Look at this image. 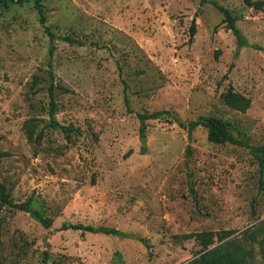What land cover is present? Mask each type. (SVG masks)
Returning <instances> with one entry per match:
<instances>
[{
  "label": "rangeland",
  "instance_id": "1",
  "mask_svg": "<svg viewBox=\"0 0 264 264\" xmlns=\"http://www.w3.org/2000/svg\"><path fill=\"white\" fill-rule=\"evenodd\" d=\"M207 1L236 18L242 42L201 0H42L44 25L33 1L0 9V183L13 203L32 200L28 213L1 209L0 264H188L200 232H230L212 247L237 239L264 264V9ZM51 80L69 140L48 126ZM229 86L245 112L224 103ZM162 111L220 119L247 146L138 118Z\"/></svg>",
  "mask_w": 264,
  "mask_h": 264
},
{
  "label": "trees",
  "instance_id": "2",
  "mask_svg": "<svg viewBox=\"0 0 264 264\" xmlns=\"http://www.w3.org/2000/svg\"><path fill=\"white\" fill-rule=\"evenodd\" d=\"M33 1L34 8L38 12L40 16V23L42 25L45 24V17H44V10L42 5V0H0V9H9L15 5H20L25 2ZM245 4L256 11H262L264 9V0H244ZM204 3H211L218 11H220L224 15V22L226 23L228 29L232 32V34L237 38L239 42H242V36L238 29L235 27L236 18L231 15V13L219 6L215 2H208L207 0H201V4ZM46 33L49 37L51 44L53 43L55 36L54 34L45 29ZM196 34V24L195 21L192 20L190 27H189V43L193 42V39ZM53 54V47L50 48L49 55L50 57ZM51 68V64H49ZM51 75V74H50ZM53 79V76H50ZM226 77V76H225ZM65 91L64 88H62ZM56 87L51 80V83L48 88V95H49V109H48V116H49V127L60 129L64 134L66 139L69 140L68 133L71 132L70 127L62 126L57 120L55 119L56 114V102L54 99ZM224 103L240 112H245L249 106L250 101L246 99L243 95L236 93L231 86H229L226 94L223 97ZM169 117H173L174 121L179 124L180 127L185 128L187 130L188 135L192 133V131L198 127H202L207 131V139L209 142L214 144H231V145H238L246 147L247 145L244 142L237 140L233 137L229 131L228 125L217 118L208 117L204 119H200L197 121L190 122L188 124H183L179 122V120L172 116L167 111L156 112L153 114H138V118L141 123H144L146 120H157V119H164L165 121L169 122ZM34 120H28L24 124L25 134L27 137L28 142L38 144L42 138V132L35 134L34 132V124L32 123ZM142 149V153H143ZM190 153V148H187V155ZM31 198L26 200L24 203L15 204L11 199V194L8 188L3 184L0 183V211L4 207H9L11 209H15L21 212H30L31 211ZM32 214L39 220V222L44 225L46 228L51 226L50 220L43 218L37 211H32ZM62 230H76V231H83L88 232L91 234H104L109 236H117L120 238H130V236L118 229L110 228V227H98L94 228L92 226H83L81 224H64L62 225ZM230 232H221L219 234H215L214 232H200L195 234L193 237L201 246V251L198 254V257L190 261L188 264H250L249 256L250 251H248L245 246H243L240 241L237 239L227 240L224 243H221L215 247H212L214 244V239L217 236V239L222 242L224 241ZM45 261L47 260V253H45ZM44 264H46L44 262Z\"/></svg>",
  "mask_w": 264,
  "mask_h": 264
},
{
  "label": "water",
  "instance_id": "3",
  "mask_svg": "<svg viewBox=\"0 0 264 264\" xmlns=\"http://www.w3.org/2000/svg\"><path fill=\"white\" fill-rule=\"evenodd\" d=\"M141 142H142V144H145L146 139L145 138H141Z\"/></svg>",
  "mask_w": 264,
  "mask_h": 264
}]
</instances>
